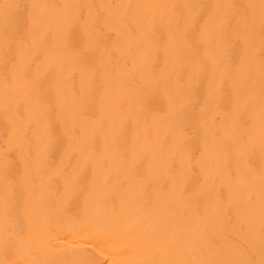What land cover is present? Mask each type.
Wrapping results in <instances>:
<instances>
[{"label": "bare ground", "instance_id": "obj_1", "mask_svg": "<svg viewBox=\"0 0 264 264\" xmlns=\"http://www.w3.org/2000/svg\"><path fill=\"white\" fill-rule=\"evenodd\" d=\"M0 264H264V0H0Z\"/></svg>", "mask_w": 264, "mask_h": 264}]
</instances>
